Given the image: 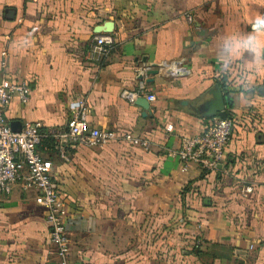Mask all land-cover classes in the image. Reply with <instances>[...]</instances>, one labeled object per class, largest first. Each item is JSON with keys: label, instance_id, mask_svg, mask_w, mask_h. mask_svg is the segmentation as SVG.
<instances>
[{"label": "crops", "instance_id": "obj_1", "mask_svg": "<svg viewBox=\"0 0 264 264\" xmlns=\"http://www.w3.org/2000/svg\"><path fill=\"white\" fill-rule=\"evenodd\" d=\"M105 20L115 42L103 56L92 45ZM259 28L264 0H0V62L7 49V74L30 87L5 109L10 121L63 127L84 98L90 126L150 143L117 138L63 155L39 146L61 190L73 262L264 264V59L223 50L226 36ZM173 61L187 71H171ZM140 81L154 94L147 107L121 95ZM221 99L234 120L222 165L182 170L169 151L182 134L203 131ZM36 194L16 183L0 195V264H46V208Z\"/></svg>", "mask_w": 264, "mask_h": 264}, {"label": "built area", "instance_id": "obj_2", "mask_svg": "<svg viewBox=\"0 0 264 264\" xmlns=\"http://www.w3.org/2000/svg\"><path fill=\"white\" fill-rule=\"evenodd\" d=\"M186 19L192 21V14L186 13ZM114 42L115 36L111 31H100L94 35L92 49L105 56ZM1 55L3 72L0 76V195L11 193L16 183H20L24 189H36V202L46 208L45 221L51 245L46 264H77L71 258V241L66 230L64 202L54 178L53 164L49 157L42 154L39 146L51 144L63 155L66 147L71 145L98 146L117 138L144 147H149L150 143L128 130L90 126V105L84 98L79 101L66 126L49 128L40 120L26 119L21 122L19 130L12 129L10 120L5 116V109L14 97L24 102L29 97L30 87L26 80H14L7 74V49H3ZM166 64L173 72L187 71L179 62ZM121 95L130 101H135L139 96H144L147 100L154 98L152 92L144 91L143 81H140L137 89H123ZM233 127L234 120L228 114L225 117H208L203 131L182 134L179 146L170 150L169 154L177 157L182 170H187L191 164L205 172L215 170L223 163L224 149ZM245 189L251 191L252 187L249 185Z\"/></svg>", "mask_w": 264, "mask_h": 264}, {"label": "clouds", "instance_id": "obj_3", "mask_svg": "<svg viewBox=\"0 0 264 264\" xmlns=\"http://www.w3.org/2000/svg\"><path fill=\"white\" fill-rule=\"evenodd\" d=\"M224 52L233 59L243 52L253 54L257 59H264V29H253L247 33H232L224 38Z\"/></svg>", "mask_w": 264, "mask_h": 264}, {"label": "water", "instance_id": "obj_4", "mask_svg": "<svg viewBox=\"0 0 264 264\" xmlns=\"http://www.w3.org/2000/svg\"><path fill=\"white\" fill-rule=\"evenodd\" d=\"M113 25H114V22L112 20H105L101 24H98L96 28H97L98 32H100V31L108 32V31H112ZM157 65H158V63H155V62L149 63L148 67H149L150 72L156 73L158 71V68L156 67ZM150 66H153V67H150ZM135 102L141 103L143 105V107L148 106V100L144 96L137 97L135 99ZM215 106H216L215 111H213L211 113V115H209V117L215 116V115H219L222 117L227 116V111L225 109V103L222 99ZM10 125H11L12 129L19 130L21 127V121L19 119H12L10 121Z\"/></svg>", "mask_w": 264, "mask_h": 264}, {"label": "trees", "instance_id": "obj_5", "mask_svg": "<svg viewBox=\"0 0 264 264\" xmlns=\"http://www.w3.org/2000/svg\"><path fill=\"white\" fill-rule=\"evenodd\" d=\"M218 82L220 83L222 89L224 90V93L227 94L228 92V79H227V75L225 73L220 74V76L217 78ZM231 116V115H230ZM232 117V116H231ZM202 172H205L204 170H202ZM198 241V242H197ZM202 245V241L201 239L196 238L195 241L192 244V248L194 251L198 252L201 248Z\"/></svg>", "mask_w": 264, "mask_h": 264}]
</instances>
